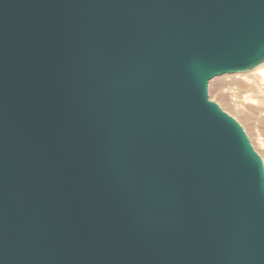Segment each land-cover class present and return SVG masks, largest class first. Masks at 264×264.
Listing matches in <instances>:
<instances>
[{"label": "water", "instance_id": "water-1", "mask_svg": "<svg viewBox=\"0 0 264 264\" xmlns=\"http://www.w3.org/2000/svg\"><path fill=\"white\" fill-rule=\"evenodd\" d=\"M264 64V0H0V264H264V162L211 101Z\"/></svg>", "mask_w": 264, "mask_h": 264}, {"label": "rangeland", "instance_id": "rangeland-1", "mask_svg": "<svg viewBox=\"0 0 264 264\" xmlns=\"http://www.w3.org/2000/svg\"><path fill=\"white\" fill-rule=\"evenodd\" d=\"M259 69L214 78L208 84L209 99L217 103L244 129L264 162V80ZM258 102L260 104H258Z\"/></svg>", "mask_w": 264, "mask_h": 264}, {"label": "bare ground", "instance_id": "bare-ground-1", "mask_svg": "<svg viewBox=\"0 0 264 264\" xmlns=\"http://www.w3.org/2000/svg\"><path fill=\"white\" fill-rule=\"evenodd\" d=\"M259 74H261L262 75V77H263V80H264V71L263 70H261V69H259ZM237 74H240V73H237ZM258 104H260L259 102H258ZM257 108H263L264 109V105L263 104H260L259 105V107H257Z\"/></svg>", "mask_w": 264, "mask_h": 264}]
</instances>
